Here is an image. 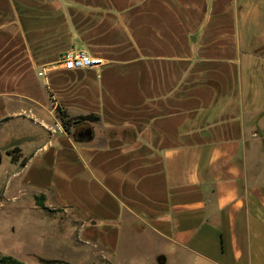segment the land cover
I'll return each mask as SVG.
<instances>
[{"label":"crops","instance_id":"crops-1","mask_svg":"<svg viewBox=\"0 0 264 264\" xmlns=\"http://www.w3.org/2000/svg\"><path fill=\"white\" fill-rule=\"evenodd\" d=\"M68 49L103 63L66 69ZM57 107L99 120L65 131ZM11 128L1 196H30L67 247L264 264V0H0Z\"/></svg>","mask_w":264,"mask_h":264},{"label":"rangeland","instance_id":"rangeland-1","mask_svg":"<svg viewBox=\"0 0 264 264\" xmlns=\"http://www.w3.org/2000/svg\"><path fill=\"white\" fill-rule=\"evenodd\" d=\"M21 137L22 132L13 128L0 132V258L10 257L25 264H101L91 250L67 247L69 244L63 242L73 243V237L64 233L59 220L50 219L47 223L44 218L41 220L30 196L14 200L1 196L10 165L5 146ZM146 254L140 256L145 258ZM140 264L149 263L144 260Z\"/></svg>","mask_w":264,"mask_h":264},{"label":"built area","instance_id":"built-area-1","mask_svg":"<svg viewBox=\"0 0 264 264\" xmlns=\"http://www.w3.org/2000/svg\"><path fill=\"white\" fill-rule=\"evenodd\" d=\"M61 63L66 69H74L99 66L103 63V60L91 56L84 50L68 49L61 55ZM41 74L42 72H39V75Z\"/></svg>","mask_w":264,"mask_h":264},{"label":"trees","instance_id":"trees-1","mask_svg":"<svg viewBox=\"0 0 264 264\" xmlns=\"http://www.w3.org/2000/svg\"><path fill=\"white\" fill-rule=\"evenodd\" d=\"M57 111V116L61 121V124L64 128L65 131H69V127L72 123H77L80 121H98L99 120V116L95 115V114H86V115H79V116H75V117H69L68 114L66 113L65 110L57 107L56 109ZM15 150H10L8 151L9 154L13 153ZM39 206H41V208H43L44 210H47L46 208L43 207L42 204H38ZM0 264H25L22 262H19L13 258L10 257H1L0 258Z\"/></svg>","mask_w":264,"mask_h":264}]
</instances>
